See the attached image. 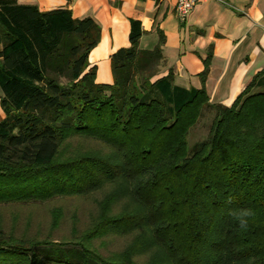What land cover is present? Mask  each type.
Masks as SVG:
<instances>
[{"label": "trees", "instance_id": "obj_1", "mask_svg": "<svg viewBox=\"0 0 264 264\" xmlns=\"http://www.w3.org/2000/svg\"><path fill=\"white\" fill-rule=\"evenodd\" d=\"M130 26L98 84L93 19L0 0V205H92L62 235V207L43 239L0 229V264H264V69L231 107L211 105L172 73L151 82L164 38L142 51ZM205 108L210 135L190 149Z\"/></svg>", "mask_w": 264, "mask_h": 264}, {"label": "crops", "instance_id": "obj_2", "mask_svg": "<svg viewBox=\"0 0 264 264\" xmlns=\"http://www.w3.org/2000/svg\"><path fill=\"white\" fill-rule=\"evenodd\" d=\"M41 12L69 9L75 19H93L101 38L89 57L96 82L111 85V56L130 47V20L144 31L139 49L161 46L157 81L169 73L182 89L206 91L211 105L230 107L254 76L264 69V0H209L199 3L184 22L176 15L177 0H16ZM211 52L203 84L201 74Z\"/></svg>", "mask_w": 264, "mask_h": 264}, {"label": "rangeland", "instance_id": "obj_3", "mask_svg": "<svg viewBox=\"0 0 264 264\" xmlns=\"http://www.w3.org/2000/svg\"><path fill=\"white\" fill-rule=\"evenodd\" d=\"M153 81V79L151 80ZM232 106V105H231ZM230 106V107H231ZM217 112L214 109L205 108L202 110L197 123L190 129L187 137L190 149H193L198 143H202L210 135L213 122ZM4 118L0 109V120ZM56 207H62L67 213L66 221L62 225L58 235L69 232L70 219L72 215H78L79 222L83 225L88 224V216L92 205L82 200H55L43 204H8L0 205V229L8 234H14L17 237H30L43 239L47 237L52 224L51 212ZM67 216V217H66ZM67 222V223H66ZM57 235H54V237ZM122 241L115 242L111 249H121Z\"/></svg>", "mask_w": 264, "mask_h": 264}, {"label": "built area", "instance_id": "obj_4", "mask_svg": "<svg viewBox=\"0 0 264 264\" xmlns=\"http://www.w3.org/2000/svg\"><path fill=\"white\" fill-rule=\"evenodd\" d=\"M209 0H177L176 15L180 22H184L188 16L194 11L195 7L202 2ZM218 1V0H214Z\"/></svg>", "mask_w": 264, "mask_h": 264}]
</instances>
